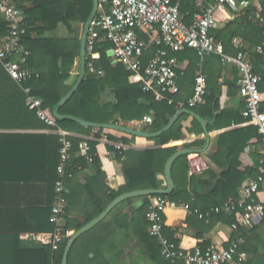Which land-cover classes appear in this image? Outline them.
Wrapping results in <instances>:
<instances>
[{
  "label": "crops",
  "instance_id": "crops-1",
  "mask_svg": "<svg viewBox=\"0 0 264 264\" xmlns=\"http://www.w3.org/2000/svg\"><path fill=\"white\" fill-rule=\"evenodd\" d=\"M15 3L20 6L16 1ZM192 16L190 12L183 14L186 24H191ZM216 19L214 31H224L230 24L234 28L236 27L234 24H237L242 31L247 28L244 35H236L231 39L226 53L234 58L241 55L252 64L257 74L264 77V47L258 49L264 42V0H252L251 6L238 10L224 6L218 9ZM65 29L60 28L55 33L56 36L67 37L63 35ZM141 30L145 29L138 30L139 35L145 40L140 34ZM160 36L161 32L153 42L145 41L154 44ZM236 39L240 42L239 47L234 45ZM157 47L149 50L144 58L145 62L154 56ZM111 51L112 47L110 58L116 63ZM171 55L174 56L172 53ZM175 57L179 77L178 92L172 95L173 100L177 102L176 104H184L183 108H189L209 122L210 143L202 155L211 161L213 168L210 173L194 179L189 177V174L186 177L187 190L192 193L195 183L204 199H207L214 177L220 175L223 168L229 164L227 158L230 150L241 153L238 159L241 168L260 166L258 174L260 175L264 169L261 140L259 133H256L258 129L254 120L246 114V105L238 89L241 73L234 65H225L221 58L215 55L202 57L194 50H186ZM199 72L206 78L208 95L202 104L190 108L186 103L193 97L194 79ZM130 82L135 84V79L130 77ZM107 92V88L101 91L99 103L106 104L112 100L111 96H107ZM261 94V109L264 112V85ZM141 102L145 103L146 99ZM117 121L120 126L151 132L146 128L153 118L145 116L141 121L123 122L119 115ZM182 125L186 135L189 134V130L193 133L179 141L174 139L164 147L178 146V150L206 147L201 124L199 126L190 118H186ZM115 131V134L109 135L93 131L89 133L65 131L75 147V155L71 161L72 165L74 163V169L66 182L68 210L63 220L64 226L70 225L71 235L78 230V226L83 227L89 223L88 214H95L98 211L100 205H95V201L100 200L98 202L104 204L110 192H119L125 185L122 168L116 160V154L108 151L110 147L119 152L128 150L145 152L160 148L152 142L143 140L144 137L136 136L138 138L133 139V135ZM109 136L114 140L109 139ZM84 140L89 141L94 160L99 156L102 158L100 166L97 167L94 162L88 163L78 154L80 144ZM185 144L195 147L185 148ZM59 147L58 134L37 117L33 108L15 96L6 101L4 106H1L0 101V264H45L42 262L46 258L42 251L43 246L32 239L21 240L19 237L22 234H45L54 231L48 219L56 200L55 180ZM190 155H186L187 159L177 168L178 178L182 182L185 180L186 170L189 172ZM82 159L85 161L82 162ZM258 175L248 177L244 181L238 189L237 199L229 198L222 205L212 208L208 214L201 213L209 215V218L201 219L184 207L168 209L164 215L165 239L187 252H192L195 247L228 248L234 238L231 225L221 220L211 222L210 217L214 213L231 216L233 213L226 210L231 202L251 201L245 186ZM159 179L164 182L163 174L159 175ZM152 198L154 197L151 196L150 199ZM132 199L135 200L129 204H119L94 227L87 238L77 244L74 258L68 259V264H183L179 261L168 262L163 258L158 241L149 235L145 218L138 214L144 200L140 197ZM252 199L264 206V183ZM52 227L53 231H49ZM242 249L241 254H244L245 258L238 263L237 255L233 264H264V216L254 218L253 228Z\"/></svg>",
  "mask_w": 264,
  "mask_h": 264
},
{
  "label": "built area",
  "instance_id": "built-area-1",
  "mask_svg": "<svg viewBox=\"0 0 264 264\" xmlns=\"http://www.w3.org/2000/svg\"><path fill=\"white\" fill-rule=\"evenodd\" d=\"M252 0H99L100 8L91 23L86 39L87 58L92 57L98 45L108 42L112 46V57L116 63L122 64L132 74L135 83L142 91L154 97L157 101L167 100L174 103L170 95L178 92V77L176 72L177 58L175 54L186 50H194L200 56H218L229 66L234 65L241 73L238 80L239 94L246 105V114L252 118L261 137V147L264 154V112L261 109V94L259 85L264 78L254 71L252 64L240 55L230 57L224 45L210 36L211 30L217 25V11L227 6L233 10L251 6ZM183 2H190L195 7V15L191 24H186L181 15ZM0 18L6 27V32L0 27V64L13 81L19 85L27 95L25 104L33 108L37 117L59 136V161L55 180L56 200L51 207L49 222L54 225V231L45 234H22L21 240L35 241L41 246H51L53 252H58L62 244L68 241L71 233L63 225L67 215L68 199L66 197V177L71 160L75 155V147L67 132L57 125L54 118L43 110V100L31 95V89L23 84L39 74L28 68L30 49L24 45V38L28 28L21 9L14 0H0ZM160 28L161 36L154 44L147 43L138 33L139 29L153 30ZM264 34V31H263ZM236 47L239 40H234ZM158 46L154 56L145 62L144 58L149 50ZM264 47L260 46L261 50ZM174 54L173 55H171ZM89 74L104 76V71L96 70L93 62L88 64ZM183 75V74H181ZM193 97L186 106L195 108L202 104L208 95L206 78L200 72L195 75ZM185 107L177 104V108ZM151 123V121H149ZM78 154L92 164L94 155L88 140L80 144ZM213 164L202 154L189 156V177H198L209 173ZM264 183V169L256 178L249 181L245 190L251 201L231 202L226 210L234 213L243 209L238 221L231 225L234 235L228 248L222 246L202 249L195 247L187 252L170 244L164 237V215L168 209L184 207L199 218H209L198 210H190L186 203L178 204L167 196L150 199V206L146 213L149 235L159 240L162 247L161 255L168 262H182L183 264H233L238 250L246 242L241 231L249 232L253 228L255 217L264 216V206L255 203L252 197ZM219 211V210H217ZM249 234V233H248ZM247 234V236H248ZM243 257V258H242ZM240 261L245 258L239 255Z\"/></svg>",
  "mask_w": 264,
  "mask_h": 264
},
{
  "label": "trees",
  "instance_id": "trees-1",
  "mask_svg": "<svg viewBox=\"0 0 264 264\" xmlns=\"http://www.w3.org/2000/svg\"><path fill=\"white\" fill-rule=\"evenodd\" d=\"M15 1L20 4L19 8L25 16V22L28 28L27 35L24 38V45H26L31 51V57L29 58L27 67L39 74L38 78L34 77L30 79L28 82L24 83L23 86L30 87L31 95L43 100V110L54 118L53 109L74 85L80 72V38L75 24L86 23L93 8V0ZM195 10V7L191 5L190 2H183L181 15L183 16L185 12H190L191 16H194L196 13ZM234 25L236 26L235 28L230 24L224 31L211 30L210 32L212 38L218 39L225 45V51H227V47L230 45L231 39L234 36L244 35L247 30V28H245L243 32L242 30H239L237 24ZM0 27L3 28V32L5 33L6 27L2 23L1 18ZM63 27L68 30L69 36H56L55 33ZM140 34L146 41L153 42L156 37L160 35V28L155 27L154 30L150 32L141 30ZM111 47V44L108 42H102L98 45L95 54L92 57L90 56L87 58L86 75L83 83L73 97L61 108V114L79 117L86 121L98 124H118L117 117L119 115L123 122L141 121L145 116H149L153 118V121L146 129L151 132L161 130L169 124L170 119L176 114L178 110L177 102L174 101V103H169L167 100L157 101L154 97L145 94L139 84L131 83L130 77H132V74L128 72L122 64L114 63L111 60ZM90 62H93L96 70L104 71V76L89 74L88 64ZM263 85L264 81L259 85L260 94ZM106 88L112 100L106 104H100V93ZM0 90L1 106H4L6 101L14 96L19 98L25 104L27 95L22 88L13 81L1 64ZM172 95H170V98L173 99L174 95ZM145 99L146 102L142 103L141 101ZM186 118H190L194 123L200 126L198 120L190 115L184 114L179 117L171 129L162 135L143 138V140L154 143L156 147H160L155 150L145 152L128 150L119 152L111 147L108 149L109 152L116 154V160L122 168L125 185L119 192H110V195H108V199L104 204H100L98 202L100 200L95 201V205H100L99 209L95 214H88L87 222H90L96 216L103 213L109 203L113 202L118 196L124 193L136 190L159 189L163 187L164 182L159 179V175L163 174L167 160L179 149L178 146H164L169 145L174 139L179 141L185 136H189L193 133L189 130V134L186 135V130L182 125V122ZM55 120L59 128L67 132L78 131L89 133L93 131L108 135L116 133V131L112 129L86 128L72 120ZM256 133H258V130ZM136 138L138 137H133V139ZM109 139L114 140L112 136H109ZM184 147L190 148L195 146L185 144ZM237 152L238 151L236 150H230V155L227 158L229 164L226 168H223L220 175L214 177V183L212 187L210 186L211 190L207 199H204V195L200 193L198 186L195 183L193 184L192 193L187 190V170L184 180L185 182L183 181L184 183L178 178V165L188 157L182 156L173 166V177L175 179L176 189L173 194L167 197L178 204H189L191 210H198L200 214L209 213L212 208L222 205L229 198L237 199L238 189L248 177L258 175L260 168L258 165L256 168L251 166L241 168V163H239L238 160L241 153ZM101 160L102 158L100 156L94 160L97 167L100 166ZM81 161L84 162L85 160L82 159ZM215 161L218 162L217 159H215ZM73 169L74 163L72 165L71 162L68 168L69 173L66 177V182L72 174L71 172ZM194 178L195 177L192 179ZM66 197L68 199L67 193ZM153 197L161 198L163 196ZM140 199L144 200V205L138 210V214L143 215L145 218L150 206V197H140ZM133 200L135 199H127L122 202V204H129ZM118 209L119 208L116 210L118 211ZM242 212L243 209H237L231 216L224 213H214L210 217L211 222L221 220L232 225L238 221ZM195 215L199 217L198 214ZM49 224L52 225L50 222ZM52 226L54 227V225ZM53 227L49 231H53ZM81 227V225L78 226V229ZM69 229L70 225L65 228L66 231H69ZM92 230H94V228L78 239L70 253L69 259L74 258L77 244H79L81 240L87 238ZM249 232L244 230L241 231L242 235L246 238ZM150 237L158 241L161 251L162 247L159 240L155 237ZM66 242L62 244L60 251L57 253L53 252L51 246H43L42 251H44L43 253L46 258H44L42 262H45V264H61ZM242 248L243 246L238 250V263H241L239 255L241 254V251H243Z\"/></svg>",
  "mask_w": 264,
  "mask_h": 264
},
{
  "label": "water",
  "instance_id": "water-1",
  "mask_svg": "<svg viewBox=\"0 0 264 264\" xmlns=\"http://www.w3.org/2000/svg\"><path fill=\"white\" fill-rule=\"evenodd\" d=\"M99 8H100L99 0H93V8L91 14L88 20L86 21V23L84 24L82 35L80 38V72L74 85L70 88L68 93L60 100L57 106L53 109L54 118L57 119L58 121L72 120L86 128L112 129L133 136L150 138V137L160 136L163 133L167 132L169 129L172 128V126L177 122V120L182 114H189L200 122L205 133L206 147L203 149H180L175 154H173L165 164L164 173H163L164 182H165L164 187L159 189L136 190L118 196L106 208V210L102 214L94 218L89 223L85 224L83 227H81L71 235L65 247L62 264H68L70 252L74 244L77 242V240L80 239L84 234H86L92 228H94L97 224H99L112 210H114L119 204H121L125 200L137 198V197L169 196L173 194L176 189L175 181L173 178V166L176 163V161L182 156L205 153L210 143V135L208 131L209 122L206 119L200 117L198 114H196L194 111L190 110L189 108H183L178 110L176 114L170 119L169 124L156 132H144V131L134 130L125 126H120L118 124H98V123L86 121L79 117L61 114V108L73 97V95L76 93V91L83 83L84 77L86 75V63H87L86 39L90 30L91 23L96 17Z\"/></svg>",
  "mask_w": 264,
  "mask_h": 264
},
{
  "label": "rangeland",
  "instance_id": "rangeland-1",
  "mask_svg": "<svg viewBox=\"0 0 264 264\" xmlns=\"http://www.w3.org/2000/svg\"><path fill=\"white\" fill-rule=\"evenodd\" d=\"M75 27H76L77 32L79 34V38H81L82 31H83V28H84V24H75ZM63 35L69 36V32H68L67 29L64 30ZM107 96H109V92H107Z\"/></svg>",
  "mask_w": 264,
  "mask_h": 264
},
{
  "label": "clouds",
  "instance_id": "clouds-1",
  "mask_svg": "<svg viewBox=\"0 0 264 264\" xmlns=\"http://www.w3.org/2000/svg\"><path fill=\"white\" fill-rule=\"evenodd\" d=\"M243 258V257H242Z\"/></svg>",
  "mask_w": 264,
  "mask_h": 264
}]
</instances>
